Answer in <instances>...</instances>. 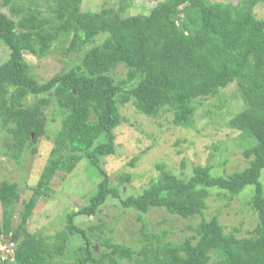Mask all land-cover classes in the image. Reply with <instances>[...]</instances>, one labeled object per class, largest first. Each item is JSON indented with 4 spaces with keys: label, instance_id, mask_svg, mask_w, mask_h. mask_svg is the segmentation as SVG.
I'll return each instance as SVG.
<instances>
[{
    "label": "trees",
    "instance_id": "16d2710c",
    "mask_svg": "<svg viewBox=\"0 0 264 264\" xmlns=\"http://www.w3.org/2000/svg\"><path fill=\"white\" fill-rule=\"evenodd\" d=\"M262 2L167 0L171 9L161 15L155 8L126 15L132 0L94 11L82 10V0H0L8 11L0 10V45L7 50L0 62V127L11 136L5 143L9 155L19 160L31 135H42L43 111L51 102L60 101L64 111L39 180L29 186V198L21 200L15 224L14 206L22 191L15 182L0 181V246L2 237L10 240L8 245L15 242L12 260L0 258V264H63L57 257L73 235L82 241L73 247L72 264H264V18L254 12ZM67 41L63 53L82 55L67 70L39 82L24 52L42 57ZM118 65L125 74L116 79ZM232 82L245 107L226 125L247 140L243 155L248 166L213 175L211 165H197L182 178L157 164V175L140 192L121 196L101 163L115 153L114 129L128 122L119 104L132 102L151 117L170 111L172 125L188 128L196 101L218 95ZM82 159L101 175L87 203L68 211L60 230L29 232L25 224L38 198L50 193L52 178L71 172ZM248 185L257 216L249 236L225 232L216 215L206 218L211 190L234 196ZM109 197L139 213L141 220L151 208H163L199 221L181 240L149 233L134 249L101 235V224L80 227L74 222L79 215L96 216Z\"/></svg>",
    "mask_w": 264,
    "mask_h": 264
},
{
    "label": "rangeland",
    "instance_id": "374dc122",
    "mask_svg": "<svg viewBox=\"0 0 264 264\" xmlns=\"http://www.w3.org/2000/svg\"><path fill=\"white\" fill-rule=\"evenodd\" d=\"M166 1L132 0V5L125 13L144 15L155 8L156 13L161 15L165 10L171 9ZM118 3L119 0H82L81 9L94 11L106 6L117 8ZM0 10L8 12L5 7H0ZM254 12L258 18H264V2L258 3ZM175 13L180 15V9H175ZM68 44V41L54 44L42 57L24 52V58L39 82L67 70L79 59L83 52L63 53ZM6 57L7 50L0 45V62ZM124 74L122 65H118L113 71L116 79L122 78ZM57 102L62 104L58 100L53 101L44 109L42 135L36 139L34 134L31 135V143L17 161L9 155L11 152L5 144L11 142V136L0 127V181L6 179L15 182L22 191L20 200L14 206V224L19 218L21 200L29 198V186L36 185L39 180L53 145V137L60 126L64 111L58 107ZM244 107L245 102L234 82L221 89L216 96L198 99L193 125L188 128L172 125L170 111H161L157 117H151L137 111L132 102L119 104V111L128 122L114 129L115 153L105 156L101 162L110 184L118 187L123 197L136 194L157 175V164H163V170L182 178H187L197 165H211L213 175H228L242 170L249 164V159L243 155L247 140L239 131L229 128L226 122ZM125 176L129 179L124 180ZM100 177V173L90 168L84 159L69 173L57 172L51 180L50 193L38 198L25 224L26 229L31 233L41 234H52L60 230L66 213L87 203L88 196ZM260 180L264 185V169ZM252 194L253 187L250 185L234 196L221 190H211L206 199L204 215L206 218L216 215L225 232H234L239 237L249 236L257 223V216L250 202ZM138 216L139 213L133 209H124L117 199L109 197L96 216L79 215L74 218V222L80 227L101 224V235L110 236L115 242L137 249L149 233L172 241L181 240L192 233L190 226L199 221V218L183 219L163 208H151L143 215V220L138 219ZM71 237L63 255L57 257L63 264H72L73 247L82 241L76 235ZM1 239V251L3 254L8 253L10 240L6 237ZM12 245H15L14 241Z\"/></svg>",
    "mask_w": 264,
    "mask_h": 264
},
{
    "label": "built area",
    "instance_id": "2783aa9c",
    "mask_svg": "<svg viewBox=\"0 0 264 264\" xmlns=\"http://www.w3.org/2000/svg\"><path fill=\"white\" fill-rule=\"evenodd\" d=\"M11 247H12V243L9 245V247H8V249H9V252L8 253H4L3 254V252H1V254H0V258L2 259V260H8L9 258H10V260H12V255H13V252H12V249H11ZM2 246H0V250H2ZM3 254V255H2Z\"/></svg>",
    "mask_w": 264,
    "mask_h": 264
}]
</instances>
